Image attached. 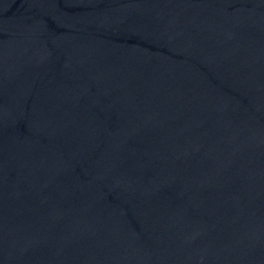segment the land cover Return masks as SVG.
<instances>
[{
	"label": "water",
	"instance_id": "water-1",
	"mask_svg": "<svg viewBox=\"0 0 264 264\" xmlns=\"http://www.w3.org/2000/svg\"><path fill=\"white\" fill-rule=\"evenodd\" d=\"M0 264H264V0H0Z\"/></svg>",
	"mask_w": 264,
	"mask_h": 264
}]
</instances>
